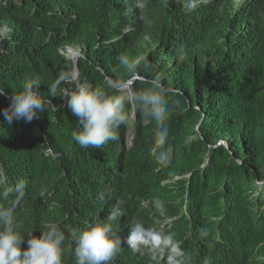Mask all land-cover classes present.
<instances>
[{"label": "trees", "instance_id": "trees-1", "mask_svg": "<svg viewBox=\"0 0 264 264\" xmlns=\"http://www.w3.org/2000/svg\"><path fill=\"white\" fill-rule=\"evenodd\" d=\"M1 29L0 194L25 182L20 231L39 237L59 225L62 264H75L74 234L122 201L109 264H168L166 251L128 247L134 220L173 234L186 264H264V0H199L191 11L184 0H151L147 19L135 0H0ZM66 47L80 50L81 80L93 86L124 73L122 55L147 58L135 87L160 76L169 90L167 166L156 159V122L130 102L118 140L96 149L72 140L78 117L59 90L48 93L71 63ZM33 79L48 110L9 126L7 96ZM13 198L0 195V207Z\"/></svg>", "mask_w": 264, "mask_h": 264}, {"label": "clouds", "instance_id": "clouds-1", "mask_svg": "<svg viewBox=\"0 0 264 264\" xmlns=\"http://www.w3.org/2000/svg\"><path fill=\"white\" fill-rule=\"evenodd\" d=\"M141 19H147L151 0H135ZM199 0H184L187 10H194ZM185 57L181 54V59ZM124 73L117 79L106 76L101 86H93L81 80L78 61L71 59L67 70L60 71L54 81L49 84L48 93L56 97L66 98L67 108L78 117L79 130L73 131L72 140L81 148H101L110 141L119 139L118 130L128 120L126 103L135 105L142 121L147 124L156 122L154 144L156 159L161 166L170 162V153L163 150L169 136L167 120L170 118L169 90L165 88L160 76L147 81V86L141 89L135 87L136 80L143 81L142 72L151 69L146 57L119 58ZM40 82L33 79L26 81L20 91H14L7 96L10 103L3 109L4 121L11 126L14 121L23 120L31 123L39 114L47 111L46 105L51 101L45 99L37 89ZM73 85V87H62ZM0 95H6L0 88ZM26 184L18 181L9 187L3 197H14L7 207H0V264H62V244L65 234L57 224H48L41 230L39 237L32 232H22L18 229L14 213L21 205L25 196ZM103 198V197H101ZM118 201L107 216V221L99 219L87 229L74 234L75 264H109L117 249L121 246V239L113 232L112 223L123 213ZM202 237L207 236V229L201 228ZM27 235V248L21 245ZM127 245L134 251L147 248L151 253L166 251L168 264H186L185 253L171 233L157 232L145 228L141 223H130V234Z\"/></svg>", "mask_w": 264, "mask_h": 264}, {"label": "rangeland", "instance_id": "rangeland-1", "mask_svg": "<svg viewBox=\"0 0 264 264\" xmlns=\"http://www.w3.org/2000/svg\"><path fill=\"white\" fill-rule=\"evenodd\" d=\"M5 32H6L5 29H1V30H0V35L5 34ZM72 52H80V50L66 47V48H64V49L61 51V53H62L66 58H68V59L71 58V56H72ZM128 138H129V141H130V136H128Z\"/></svg>", "mask_w": 264, "mask_h": 264}, {"label": "water", "instance_id": "water-1", "mask_svg": "<svg viewBox=\"0 0 264 264\" xmlns=\"http://www.w3.org/2000/svg\"><path fill=\"white\" fill-rule=\"evenodd\" d=\"M72 56H71V58L70 59H72V58H75V59H77L78 60V58L79 57H81V54H80V52H72Z\"/></svg>", "mask_w": 264, "mask_h": 264}, {"label": "bare ground", "instance_id": "bare-ground-1", "mask_svg": "<svg viewBox=\"0 0 264 264\" xmlns=\"http://www.w3.org/2000/svg\"><path fill=\"white\" fill-rule=\"evenodd\" d=\"M73 55V54H72Z\"/></svg>", "mask_w": 264, "mask_h": 264}]
</instances>
